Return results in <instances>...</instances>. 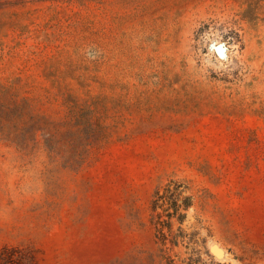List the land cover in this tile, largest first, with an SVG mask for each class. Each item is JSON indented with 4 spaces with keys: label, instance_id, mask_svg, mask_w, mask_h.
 I'll return each instance as SVG.
<instances>
[{
    "label": "rangeland",
    "instance_id": "obj_1",
    "mask_svg": "<svg viewBox=\"0 0 264 264\" xmlns=\"http://www.w3.org/2000/svg\"><path fill=\"white\" fill-rule=\"evenodd\" d=\"M0 264H264V0H0Z\"/></svg>",
    "mask_w": 264,
    "mask_h": 264
},
{
    "label": "trees",
    "instance_id": "obj_2",
    "mask_svg": "<svg viewBox=\"0 0 264 264\" xmlns=\"http://www.w3.org/2000/svg\"><path fill=\"white\" fill-rule=\"evenodd\" d=\"M170 190V185H166L165 188H164V192H169ZM181 190H180V186L179 185H174V189H173V193L175 195V199H171L170 197L167 198V201L169 203V207L170 209H172V213H169L168 212V209L166 210H163L162 207L164 205V202L166 201L164 196H160L159 195V192H157L155 194V199L153 200V210H156V209H162L163 212L166 214V217L168 218V220H170L171 218L173 217H176L179 224H181L185 218V215L183 214H180V209H182L183 211H186L189 207H190V204L188 203L189 202V198L186 197V198H183V202L181 205L177 204V201L176 199L178 198H181ZM158 218H160L161 216L157 215ZM159 225L163 227H166L168 229V231L170 230V222H165L164 224L159 221L158 222ZM161 244L162 245H165V241L167 240L166 236L162 233L161 231ZM183 238V236L181 234H178V235H174L172 236L170 242L172 243V245H177L179 240L181 241V239Z\"/></svg>",
    "mask_w": 264,
    "mask_h": 264
}]
</instances>
